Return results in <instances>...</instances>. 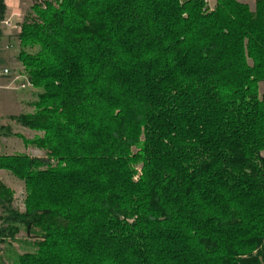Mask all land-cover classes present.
Here are the masks:
<instances>
[{"label":"trees","instance_id":"16d2710c","mask_svg":"<svg viewBox=\"0 0 264 264\" xmlns=\"http://www.w3.org/2000/svg\"><path fill=\"white\" fill-rule=\"evenodd\" d=\"M206 1L33 0L35 112L10 119L46 158L0 155L16 264H264V0Z\"/></svg>","mask_w":264,"mask_h":264},{"label":"rangeland","instance_id":"374dc122","mask_svg":"<svg viewBox=\"0 0 264 264\" xmlns=\"http://www.w3.org/2000/svg\"><path fill=\"white\" fill-rule=\"evenodd\" d=\"M239 1L247 4L254 11V0ZM206 2L210 9L215 8L216 0H207ZM33 4V0H22L21 17L9 21L11 25L13 24L10 29V38L8 37L0 43V59L5 63L0 67V128L5 129L8 127L10 131L0 137L1 156H28L33 159L46 158V152L32 144L35 139L42 138L43 133L24 128L10 119V117L32 115L35 112L32 104L37 100L38 91L27 81L24 68L18 62V56L21 51L18 40V28L25 17L30 14ZM6 69L9 74L4 76L3 72ZM23 85H25V88H23ZM262 91L263 88L259 90L260 95H262ZM0 181L13 193L14 209L24 213L27 197L25 183L11 172L1 169ZM33 241V239L27 238L24 230H21L14 239L9 238L6 242H0V257H3V263L16 264L19 255L33 251L29 244L24 245V243H33Z\"/></svg>","mask_w":264,"mask_h":264},{"label":"crops","instance_id":"0c3cea01","mask_svg":"<svg viewBox=\"0 0 264 264\" xmlns=\"http://www.w3.org/2000/svg\"><path fill=\"white\" fill-rule=\"evenodd\" d=\"M5 3L7 6V15H6L5 21L15 20V19H18L21 17L20 12H21L22 0H5ZM12 26H13V24L11 25V27ZM11 27H5L3 25V27H2V31H3L2 40L7 39L10 36ZM0 61L2 62V64H0V67H1L5 63L2 59H0ZM261 88H263L262 95H264V82L259 84V90H261Z\"/></svg>","mask_w":264,"mask_h":264},{"label":"built area","instance_id":"2783aa9c","mask_svg":"<svg viewBox=\"0 0 264 264\" xmlns=\"http://www.w3.org/2000/svg\"><path fill=\"white\" fill-rule=\"evenodd\" d=\"M38 2H42V0H38ZM3 25H4L5 27H11V23H10L9 21H5V22L3 23ZM8 74H9V71H8L7 69L4 70L3 75L6 76V75H8ZM23 88H25V85H23Z\"/></svg>","mask_w":264,"mask_h":264}]
</instances>
